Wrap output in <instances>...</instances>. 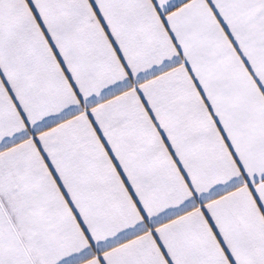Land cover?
<instances>
[{
  "label": "snow or ice",
  "instance_id": "obj_1",
  "mask_svg": "<svg viewBox=\"0 0 264 264\" xmlns=\"http://www.w3.org/2000/svg\"><path fill=\"white\" fill-rule=\"evenodd\" d=\"M0 264H264V0H0Z\"/></svg>",
  "mask_w": 264,
  "mask_h": 264
}]
</instances>
